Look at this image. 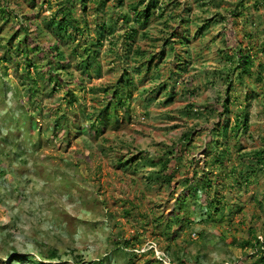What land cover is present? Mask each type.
Here are the masks:
<instances>
[{"label":"rangeland","instance_id":"rangeland-1","mask_svg":"<svg viewBox=\"0 0 264 264\" xmlns=\"http://www.w3.org/2000/svg\"><path fill=\"white\" fill-rule=\"evenodd\" d=\"M62 1L0 0V264H74L76 257L79 264H252L256 254L263 257L264 174L247 177L244 167L264 149V0L237 9L238 0L219 7L208 0H153V17L140 23L132 6L144 2L142 12L149 0H107L85 12L76 5L78 29L70 26L59 41L64 72L49 68L54 43L36 31L47 28ZM209 18L213 27L201 36ZM181 20L189 22L181 27ZM102 24L112 32L102 36ZM26 29L29 48L42 49L37 58L26 57L19 43ZM173 32L185 47H165ZM239 47L252 57L250 76L236 68ZM138 51L147 57L144 67L136 63ZM163 86L172 92L170 102ZM115 91L125 100L117 109L110 105ZM227 97L224 137L215 117ZM191 105L209 122L188 114ZM245 114L246 129L236 131L237 116ZM188 130L194 133L183 143L184 166L170 185L148 182L145 162L181 143ZM220 156L223 165L212 164ZM192 175L211 182L220 215L209 223L200 200L181 204ZM254 236L263 253L245 245ZM52 249L60 261L43 260Z\"/></svg>","mask_w":264,"mask_h":264},{"label":"trees","instance_id":"trees-1","mask_svg":"<svg viewBox=\"0 0 264 264\" xmlns=\"http://www.w3.org/2000/svg\"><path fill=\"white\" fill-rule=\"evenodd\" d=\"M30 1L34 2L35 0H30ZM106 1L107 0H63L62 4L58 8V10L55 12L56 15H53L50 18V20H48L46 22L47 28L44 26H40V25H38L36 27V31H39V35H41V37L46 38L47 36L51 35L49 40L52 39V42L54 43L52 45V48H49L50 50H48V51L53 52V54L55 53V55L53 57L56 59L54 62L48 64L50 69L53 68V65H57V70H60L63 72L66 70V67L64 65H67L68 62H67V58H66L63 50L59 47V41L62 38L68 36L70 26H72L74 29H78L77 27L79 25V20L74 14V10L76 8V5H79L81 7L82 11L85 12L87 7L89 6V4L91 5L92 3L93 4L97 3V5L101 4L102 6H106ZM152 1L153 0L148 1L147 5L145 6V9L142 12L139 11L138 9L140 6L144 5L143 4L144 2H138V3L135 2L136 4L134 6H132V12L134 13V15H135L134 18L136 19L137 22L140 23L141 17H143L144 20H146V22H148V20H150L153 17L154 12H152L151 9L157 8V6H156V2L154 3ZM208 1L217 3V7H219L222 0H208ZM245 1H247V0H238L237 4L235 6V9H237L238 7H244ZM255 5H257V4H255ZM3 13H5V10H0V14H3ZM217 14L221 17L222 23H224V21L228 23V18L221 16L219 13H217ZM123 17H125V19H127L130 16L124 15ZM212 19L213 18L207 19L205 21V23L199 28V34H201V36L206 35L205 31H207L208 29H211L213 27V25H212L213 20ZM188 22L189 21L181 20L180 26L181 27L186 26L188 24ZM165 23L167 24L168 21L166 20ZM226 29H228V28H225V30ZM109 30L112 32V30L109 27H107L106 24L101 25L102 36L106 31L109 32ZM24 31H25L24 32L25 33L24 38H23V40H20L19 43L21 45H23L25 48V50L23 51L25 56L28 57V54H30L31 57H34V56L36 58L39 57L40 54H43L42 49H40L38 46H35L33 48H29V46L27 45V41H28V37H29L28 36V30L26 29ZM133 32L135 34L137 33L135 30H133ZM174 32L169 35V36H172V41H169L170 37H168V39H166L165 44H164L165 47H167L168 45H174L175 43H178V45H180V46H183V45L186 46L187 41L186 40L183 41V38L178 40V38H176L177 34ZM229 33L231 34V36L228 39L233 41L232 40L233 39L232 31H229ZM15 37L16 36L14 35L12 37V39ZM96 43L97 44H91L88 48L89 49H91V47L97 48V46L99 45L98 44L99 40ZM214 43L215 42L212 41V45ZM11 45H12L11 40H9V41L4 42L3 47L5 49H7V51H10ZM185 46H183V47H185ZM89 49H86L85 52H88ZM171 50L174 51V48H171ZM48 51H46V52H48ZM219 51L224 54V50L220 49ZM186 52H187V50H186ZM95 54H97L96 51H95ZM163 54L164 53L161 52L162 56H163ZM235 55H236V58L238 61V65L236 68L238 70H241L242 75L250 76L251 75V69L253 67V60H252V57L250 56L249 50L246 48H243V47H239L238 50H235ZM135 56H136V53H135ZM152 58L153 57H150L149 58L150 60L147 62L148 67L151 64ZM146 59H147V57L144 54H142V53L140 54L139 51L137 52V60H136L137 62L136 63H139V64H141L142 67H144L143 65H144V63H146ZM226 59L231 61V58L229 56H227ZM83 64L85 65V67H87L86 66L87 61H83ZM187 67H188V64L186 63V64H184L183 68H180V69H182V70L184 69V72H185V69H187ZM34 69L38 70L37 64H34ZM227 79L230 80L231 77L227 75ZM258 80L260 81L261 78ZM163 87H164L163 97L166 99V101L168 100L170 102L172 99L171 97H173L172 92L167 91L165 89V86H163ZM160 90H161V88H160ZM158 92L159 91L154 93L155 96H153L152 99L156 98V95ZM113 98L115 99V102L112 101L110 104L113 109H117V106L122 107L123 104L125 103V100H123L124 99L123 92H121V91H115L113 93ZM229 106H230V100L227 97L222 104V109H223L222 112H218L216 117H215L216 120L218 121L216 123V125H218L217 127L221 128L222 133L224 134V137H226L225 134L227 133V130H228L229 124H230L231 110H230ZM193 107L194 106H192V105L187 107L186 110L188 111V114L195 112L194 116H197L199 114L200 115L203 114V116H204L205 111H194ZM105 109L108 110L109 106H107ZM206 111H208L207 113L210 114L211 116L214 115L213 109L206 110ZM240 117H242V116H240ZM240 117L237 116V118L235 120L236 131H238L240 129V127H243V129H246V127L248 125V120H249L248 114H245L242 120ZM207 119H208V117H207ZM207 119L205 117L206 123L209 122V121H207ZM92 128H94V127H92ZM193 133H194V131L188 130L187 134L184 135V138L182 140H180L181 143L174 144L173 148L167 147V149H165L163 151V153L160 154L158 159L150 160V161L145 160L146 161L145 163H148V165H150V170H149V168H145V169H148V172H146L144 174V176L148 182H151L153 185H156L158 187H164V186L170 185L171 180L175 176L174 174L179 171L180 166H184V155H185V152L189 148H187V150H185L186 146H184L183 143L187 144L190 141L191 135ZM211 134H212V132H211ZM211 142H212V140H211ZM211 142L209 143L208 147H211ZM181 144H183V146L180 148ZM215 144L217 145L218 143L216 142ZM220 157H221V159H219L217 157V160L216 159L212 160V164L216 162L219 164V166L223 165V162H224V160L222 159L223 156H220ZM248 160H250L248 163V166L244 167V170L247 173L246 174L247 177H249L250 173L255 172V170H259V171H261V173L264 174V149L254 153L252 155V157L248 158ZM188 169H191V167L189 166ZM193 177H195V176L192 175V178L185 180L186 194L183 196V201H181V204L185 203V200L187 199V197L194 198V200L196 202H198V200H200L201 201L200 209H203L202 211H204V212L202 214L205 215L204 217H206L204 220H205V222L209 223V221L211 222L212 220H214L215 215H220L219 209L217 207V201H216L215 197H211V191L213 189L211 186V182L209 180H205V178H197L195 181H193L192 180ZM246 181L248 182L247 178H246ZM179 218H180L179 215H176L173 218V221H174V219L176 220L175 224H177V225H181L179 223L184 222V220H180ZM192 222H194V221L192 220L191 223ZM124 243H125V246H127V247L131 245V244H127V242H124ZM245 245L248 248L251 247L252 249L258 248V251L263 253L262 243L258 240V237H256V236H254L253 241H251V240L246 241ZM131 246H133V245H131ZM42 257H43V260H46L49 262L61 260V254L59 253L58 250H55V249L47 251L46 255H43ZM76 259L77 260H76V262H74V264H79L81 261L80 257H76ZM17 260H20V259L17 258ZM172 261H173V263H172ZM172 261L170 260L169 264H179L174 260H172ZM165 262H166L165 260L158 259V260H155V262H152V263L148 262V263L149 264H165ZM181 262L182 263H180V264H183V261H181ZM59 264H62V263H59ZM252 264H264V256L262 257V256H258L256 254Z\"/></svg>","mask_w":264,"mask_h":264}]
</instances>
